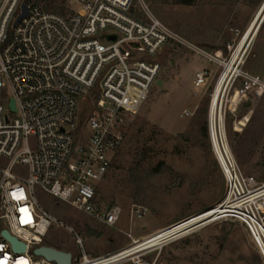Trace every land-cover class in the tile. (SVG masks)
<instances>
[{
    "label": "built area",
    "instance_id": "built-area-1",
    "mask_svg": "<svg viewBox=\"0 0 264 264\" xmlns=\"http://www.w3.org/2000/svg\"><path fill=\"white\" fill-rule=\"evenodd\" d=\"M80 3L77 12L63 16L24 0H0V264H54L33 253L53 227L74 236L78 253L71 254V264H115L128 257H116L117 252L88 256L80 237L48 213L37 193L114 227L121 208L103 204L99 185L122 144L130 115L158 88L160 52L170 42L188 43L154 18L142 0ZM22 4L27 14L16 22ZM236 47H227L228 59L222 50L191 49L221 69L216 82L223 78V98L228 86L241 81L257 100L264 95V80L242 71L245 51L225 72ZM209 76L207 68L194 73V89L204 87ZM79 103L92 112L86 127L77 125ZM215 121L211 126L208 119V135L224 181L221 199L201 222L183 224L204 211L151 233L153 239L143 250L161 248L215 220L230 219L245 228L264 264V183L238 168L222 111L221 120ZM135 213L139 218L144 211ZM4 230L25 246L24 251H13L1 234ZM136 241L131 238V244Z\"/></svg>",
    "mask_w": 264,
    "mask_h": 264
},
{
    "label": "rangeland",
    "instance_id": "rangeland-1",
    "mask_svg": "<svg viewBox=\"0 0 264 264\" xmlns=\"http://www.w3.org/2000/svg\"><path fill=\"white\" fill-rule=\"evenodd\" d=\"M80 1L64 0L63 16L77 12ZM187 1L142 0L154 18L188 44L170 42L160 52L159 79L166 83L154 88L137 112L130 115L122 144L99 185L103 204L121 208L116 225L99 224L37 193L48 213L80 237L90 257L123 250L131 244L132 237L143 239L157 228L210 209L223 195L224 181L208 135L209 101L221 69L191 47L207 53L222 50L228 59L227 47L235 48L254 24L242 71L264 80V0ZM44 2H40L41 8ZM203 68L209 70L210 76L204 87L194 89V72ZM227 88L222 115L231 153L242 173L264 183V95L254 99L253 91H245L241 81ZM183 111L189 115L181 117ZM91 115L90 107L79 103L77 125L86 127ZM135 211L144 214L137 218ZM44 245L73 256L78 253L73 234L64 228L53 227ZM137 262L262 264L245 228L230 219L215 220L161 248L141 250L115 264Z\"/></svg>",
    "mask_w": 264,
    "mask_h": 264
},
{
    "label": "bare ground",
    "instance_id": "bare-ground-1",
    "mask_svg": "<svg viewBox=\"0 0 264 264\" xmlns=\"http://www.w3.org/2000/svg\"><path fill=\"white\" fill-rule=\"evenodd\" d=\"M253 26H254V24H252L251 27L242 35L243 38L240 40L238 46L236 47V49L234 50V52L232 54V57H231L229 63L226 65V67H225L226 71L225 72L228 71L230 65L237 64L239 62V55L241 54L242 51L246 52V50H247L246 44L247 43L249 44V41L247 42V39L250 35V32H251ZM222 79L223 78H221L218 82L215 83L213 91H212L211 96H210L208 116H209V120H210V123L212 124V126L214 123H216V121H215L216 119L221 120V111H222V104H223L222 94L224 91ZM219 111H220V114H218ZM204 212H206V214H203L200 217H197L196 219H193V220L186 222V223H183V224H186L185 226H187L189 224H195V223L201 222V221L209 218L213 213V212H208V210H206ZM204 212H202V213H204ZM152 237H153V235H148V236L144 237L143 239H138L135 243L130 244L127 248L120 250V251H117L116 254H118V255H116V257L121 256L123 254H126L124 256H130L136 252H139V251L145 249L142 246H144L146 243H148L150 240H152L153 239Z\"/></svg>",
    "mask_w": 264,
    "mask_h": 264
},
{
    "label": "water",
    "instance_id": "water-1",
    "mask_svg": "<svg viewBox=\"0 0 264 264\" xmlns=\"http://www.w3.org/2000/svg\"><path fill=\"white\" fill-rule=\"evenodd\" d=\"M27 14V6L25 4L21 5V14L16 19V22H19L20 19ZM111 40H114V37H110ZM157 86L161 87L162 82L159 80L157 82ZM10 108L14 111L13 102H10ZM2 236L11 244L13 251H24L25 246L18 242L14 237H11L7 231H2ZM34 255L38 257H42L48 262H53L54 264H71V253L58 250L51 246L42 245L37 247L33 251Z\"/></svg>",
    "mask_w": 264,
    "mask_h": 264
},
{
    "label": "trees",
    "instance_id": "trees-1",
    "mask_svg": "<svg viewBox=\"0 0 264 264\" xmlns=\"http://www.w3.org/2000/svg\"><path fill=\"white\" fill-rule=\"evenodd\" d=\"M42 0H24L26 5H38ZM182 3H189L187 0H181ZM64 0H46L44 2L42 9L48 12L57 13L63 15L64 13Z\"/></svg>",
    "mask_w": 264,
    "mask_h": 264
},
{
    "label": "crops",
    "instance_id": "crops-1",
    "mask_svg": "<svg viewBox=\"0 0 264 264\" xmlns=\"http://www.w3.org/2000/svg\"><path fill=\"white\" fill-rule=\"evenodd\" d=\"M198 71H200L199 69H197L194 73H196V72H198ZM162 82V86H164L165 85V81H161ZM161 86V87H162ZM159 229H161V228H157V229H155L154 231H152V232H150V233H148V234H146V235H150L151 233H153V232H155L156 230H159ZM133 238V237H132Z\"/></svg>",
    "mask_w": 264,
    "mask_h": 264
},
{
    "label": "snow or ice",
    "instance_id": "snow-or-ice-1",
    "mask_svg": "<svg viewBox=\"0 0 264 264\" xmlns=\"http://www.w3.org/2000/svg\"><path fill=\"white\" fill-rule=\"evenodd\" d=\"M22 223H23V221H22Z\"/></svg>",
    "mask_w": 264,
    "mask_h": 264
}]
</instances>
